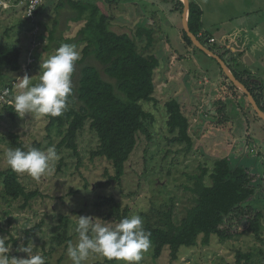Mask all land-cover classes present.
Segmentation results:
<instances>
[{
	"label": "rangeland",
	"instance_id": "obj_1",
	"mask_svg": "<svg viewBox=\"0 0 264 264\" xmlns=\"http://www.w3.org/2000/svg\"><path fill=\"white\" fill-rule=\"evenodd\" d=\"M16 1L0 0L7 7L0 6V45L17 46L21 50L19 73L8 72L0 66V92L13 86L12 103L20 91V78L27 74L37 82L41 62L54 54L58 44L66 43L65 38L74 39L83 24L71 19L74 13L67 7L57 12L58 0H45L33 26L21 8L14 7ZM190 1L201 8L204 32L216 39V44L206 46L218 53L224 52L223 47L234 49L236 60L241 57L247 66L241 68L250 75V83L261 86L260 93L264 95V0ZM96 3L102 13L111 17L113 31L136 38L140 53L160 60L154 78L156 102L142 103L153 115V122L147 123L151 137L139 134L137 146L118 183L109 179L114 174L110 163L91 157L99 142L88 123L77 136L78 154L74 155L71 150L57 149L62 135L56 126L47 130L45 117L26 114L23 118H13L0 109V171L11 170L5 152L15 148L14 136L26 149L34 144H39L41 150L54 146L59 156L51 171L39 179L17 174L27 191L40 192L25 208H22V199L13 201L3 195L0 178V238H4L9 248L10 264L12 256L27 257L19 251L20 246L31 248L32 254L42 255L46 264H72L67 245L77 241L74 229L79 216L100 219L110 227L117 224L106 220L107 206L99 205L105 198L112 197L128 208L129 217L139 214L144 227H165V214L169 210L172 221L179 225L195 205V195L190 190L194 187L193 176L201 168L210 172L214 162L224 155L231 159L232 165L249 171L254 196L243 208L252 211L244 219L234 214L225 218L222 228L229 229L230 239L220 241L212 237L210 246L182 249L175 261L167 249L159 259H153L150 247L140 264H236L237 252L252 253L249 264H264V244L245 231L254 212L264 206V121L255 118L247 98L230 87V82L220 74L216 60L181 43L184 26L181 14L175 11L174 0H96ZM55 20L59 22L56 40L49 42L48 31ZM139 29L152 31L154 42L150 49L145 50L146 35L142 39L137 37ZM84 45L76 46L81 58ZM225 62L232 65L226 57ZM85 63L96 67L104 79L110 80L93 57ZM81 67L76 62L73 87L77 86ZM171 98L178 100L189 118L193 139L189 152L184 145L167 141L164 105ZM217 100L223 102L222 112L214 104ZM85 184L89 187L85 188ZM28 230L34 231L26 242ZM262 230L264 234V225ZM64 232L69 241L55 239ZM108 262L116 264L99 255H90L84 264Z\"/></svg>",
	"mask_w": 264,
	"mask_h": 264
},
{
	"label": "trees",
	"instance_id": "obj_2",
	"mask_svg": "<svg viewBox=\"0 0 264 264\" xmlns=\"http://www.w3.org/2000/svg\"><path fill=\"white\" fill-rule=\"evenodd\" d=\"M174 1L175 11L182 14L183 3L181 0ZM43 7L44 5L39 10ZM66 7L74 13L71 19L75 23L83 24L74 39L61 38L60 40L64 39L66 43L75 46L79 43L85 44L82 49V58L77 61L82 67L77 86L73 87V95L69 97V110L60 117H45L46 128L50 130L56 126L62 135L57 149L65 148L77 155V136L88 123L99 142L98 148L92 152L91 157L104 159L110 163L114 174L109 176V179L119 183L124 176L125 164L137 146L139 134H144L148 139L151 137L147 123L153 122V115L144 109L142 103L156 102L154 78L155 71L161 65L160 60L154 55L144 56L140 53L136 38L127 33L119 34L113 31L111 17L101 12L96 0H58L55 9L60 12ZM201 18V8L190 1L188 14L190 32L203 45H213L214 43L208 42L211 37L204 32ZM58 23L55 20V25L48 31L49 42L56 40ZM33 26H36V22ZM181 32L184 45L195 48L183 29ZM143 35L147 36L145 50L150 49L154 42L152 31L139 29L137 37L142 39ZM60 45L58 44V47ZM210 50L225 61L227 53ZM89 57H93L103 66L104 74L110 80L104 79L96 67L85 63ZM20 59L19 47L0 45V66L8 72L21 71ZM230 61L236 63L233 57ZM218 66L220 74L228 80L219 64ZM227 66L235 78L249 90L260 110L264 112L262 100L264 95L260 93L261 86L250 83L251 77L248 72H239L229 63ZM230 87L246 98V95L232 83ZM9 88L14 90L13 86ZM214 104L219 106L220 112L223 111L222 100H217ZM164 107L167 114L168 143L184 145L186 152L191 151L193 139L189 131L190 121L183 112L181 104L175 98H171ZM3 109L13 118L17 117L13 106H4ZM254 116L262 120L255 113ZM13 145L15 148L27 150L17 142L16 136H14ZM34 147L39 148V144H34ZM193 177L194 187L190 190L195 195V205L187 211L181 223L176 225L172 221L171 210H169L165 214V227L149 225L144 227L151 233L152 257L155 260L159 259L166 249L169 250L171 260L175 261L182 249L208 247L212 237H217L220 241L230 239L229 229L222 228L225 218L234 214L235 217L240 216V219H244L252 211L250 208H243V205L254 196L249 171L242 166L232 165L227 155L217 159L210 172L207 168H201L200 173ZM0 178L3 195L13 201L22 199V208L27 207L31 200L40 196L37 190L27 191L17 174L11 170L0 171ZM88 187V184H85V188ZM99 205L107 206L106 220L119 223L121 219L129 217L128 208L122 207L112 197L105 198ZM263 225L264 206L258 212H254L245 230L262 244H264ZM63 227H65L64 224ZM32 231L34 230L27 231L26 242L30 240L29 234ZM55 239L70 240L66 232L58 234ZM236 258V264H249L253 254L237 252ZM108 264L113 263L108 262Z\"/></svg>",
	"mask_w": 264,
	"mask_h": 264
},
{
	"label": "clouds",
	"instance_id": "obj_3",
	"mask_svg": "<svg viewBox=\"0 0 264 264\" xmlns=\"http://www.w3.org/2000/svg\"><path fill=\"white\" fill-rule=\"evenodd\" d=\"M81 58L76 46L61 44L54 54L41 62L37 82L25 74L20 78L18 94L14 95L15 114L40 117H60L69 110V97L73 95L72 76L75 64ZM5 159L12 172L34 179L47 175L52 164L59 159L55 147L41 150L37 147L8 148ZM77 241L67 245V255L72 264H84L90 255H99L116 264H140L151 247V233L144 228L139 214L125 217L115 227H110L91 216H79L74 229ZM26 258L11 257V264H46L40 254H32L31 248L20 246ZM9 248L0 238V264H10Z\"/></svg>",
	"mask_w": 264,
	"mask_h": 264
},
{
	"label": "water",
	"instance_id": "obj_4",
	"mask_svg": "<svg viewBox=\"0 0 264 264\" xmlns=\"http://www.w3.org/2000/svg\"><path fill=\"white\" fill-rule=\"evenodd\" d=\"M183 3V12H182V21H183V30L188 36V38L191 40L193 46L203 52L205 55H207L210 58H213L216 60V62L220 65L223 73L228 78V81L232 83L240 92L246 95L247 101L249 105L251 106L253 112L264 121V112L260 110L257 102L255 101L254 97L251 95L249 90L239 81L235 78L230 68L227 66L225 61L221 59L217 54L213 53L209 48H207L205 45H203L196 36H194L188 27V14H189V6L190 2L189 0H181Z\"/></svg>",
	"mask_w": 264,
	"mask_h": 264
},
{
	"label": "built area",
	"instance_id": "obj_5",
	"mask_svg": "<svg viewBox=\"0 0 264 264\" xmlns=\"http://www.w3.org/2000/svg\"><path fill=\"white\" fill-rule=\"evenodd\" d=\"M44 1L45 0H18L16 3H14V7L21 8L22 14L26 20H30L32 23H35L37 13L39 12L40 7L43 6ZM0 6L7 8L5 2H0ZM208 42L212 44L215 42V40L210 38ZM11 97L12 90L9 88V86H7L0 92V109H2L4 106H13Z\"/></svg>",
	"mask_w": 264,
	"mask_h": 264
},
{
	"label": "crops",
	"instance_id": "obj_6",
	"mask_svg": "<svg viewBox=\"0 0 264 264\" xmlns=\"http://www.w3.org/2000/svg\"><path fill=\"white\" fill-rule=\"evenodd\" d=\"M181 16H182V14H181ZM202 16H203V13H202ZM183 22V21H182ZM180 37V36H179ZM212 39H214L215 40V42H214V44H216V39L213 37V36H210ZM183 40H181V43L183 44V42H182ZM185 46V45H184ZM221 49V48H220ZM226 47H223V49H221L222 51H224L225 53H227V55H226V58L228 59V60H230L231 59V57H233V58H235V50L233 49H230V48H228V49H226ZM221 51V52H222ZM223 53V52H222ZM240 56H242V54H240ZM230 58V59H229ZM240 59H239V61H237L236 60V58H235V60H236V63H231L232 65L231 66H233L236 70H241V71H239V72H247V71H244V70H242V68L244 67V68H246L247 66L246 65H244L243 63H242V61H241V57H239ZM240 63V64H239ZM242 63V64H241ZM241 66H242V68H241ZM251 74V73H250ZM253 79V78H252ZM263 104H264V98H263ZM263 146V145H262ZM264 148V147H263Z\"/></svg>",
	"mask_w": 264,
	"mask_h": 264
}]
</instances>
